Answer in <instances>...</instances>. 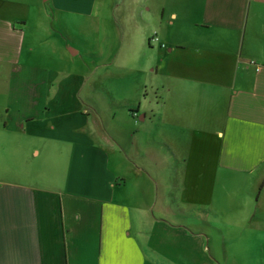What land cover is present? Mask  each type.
Masks as SVG:
<instances>
[{"label":"crops","instance_id":"1","mask_svg":"<svg viewBox=\"0 0 264 264\" xmlns=\"http://www.w3.org/2000/svg\"><path fill=\"white\" fill-rule=\"evenodd\" d=\"M143 1L123 16L152 77L122 141L31 31L97 0H0V264L264 261V0Z\"/></svg>","mask_w":264,"mask_h":264},{"label":"rangeland","instance_id":"2","mask_svg":"<svg viewBox=\"0 0 264 264\" xmlns=\"http://www.w3.org/2000/svg\"><path fill=\"white\" fill-rule=\"evenodd\" d=\"M143 5V0H97L95 6L87 7L84 15L75 16L64 12L58 4H49V18L33 21L31 28L36 34L35 51L40 63L47 62L59 71L86 76L80 97L88 104V110L85 109L90 117L89 128L101 127L109 134H117L122 141L137 129L127 118V106L137 102L139 96L142 100L144 91L141 90L152 77L147 70L142 42L147 28L144 25L140 28L133 18L123 16L125 11L132 15L133 7L139 12ZM134 47L136 51L131 52ZM68 48H73L77 54L71 55ZM142 111L141 108L140 114ZM145 124L136 123L137 127ZM112 157L117 159L118 156ZM233 244L235 248L229 246V261L235 262L226 264H264L262 256L258 260L248 254L255 247L242 248L239 242Z\"/></svg>","mask_w":264,"mask_h":264},{"label":"water","instance_id":"3","mask_svg":"<svg viewBox=\"0 0 264 264\" xmlns=\"http://www.w3.org/2000/svg\"><path fill=\"white\" fill-rule=\"evenodd\" d=\"M69 51H70L71 55H76L77 54V51L74 50L73 48H69Z\"/></svg>","mask_w":264,"mask_h":264},{"label":"built area","instance_id":"4","mask_svg":"<svg viewBox=\"0 0 264 264\" xmlns=\"http://www.w3.org/2000/svg\"><path fill=\"white\" fill-rule=\"evenodd\" d=\"M151 40H152V41H157L158 38H157L156 36H153V37L151 38Z\"/></svg>","mask_w":264,"mask_h":264},{"label":"trees","instance_id":"5","mask_svg":"<svg viewBox=\"0 0 264 264\" xmlns=\"http://www.w3.org/2000/svg\"><path fill=\"white\" fill-rule=\"evenodd\" d=\"M131 111V110H130ZM262 184H264V179H263V181H262V183H261V185L260 186H262Z\"/></svg>","mask_w":264,"mask_h":264}]
</instances>
